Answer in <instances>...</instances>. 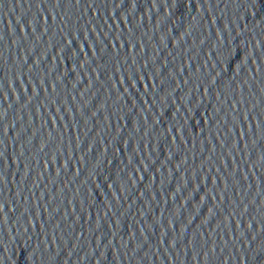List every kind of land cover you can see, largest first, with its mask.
Here are the masks:
<instances>
[{
	"label": "water",
	"instance_id": "1",
	"mask_svg": "<svg viewBox=\"0 0 264 264\" xmlns=\"http://www.w3.org/2000/svg\"><path fill=\"white\" fill-rule=\"evenodd\" d=\"M0 264H264V0H0Z\"/></svg>",
	"mask_w": 264,
	"mask_h": 264
}]
</instances>
